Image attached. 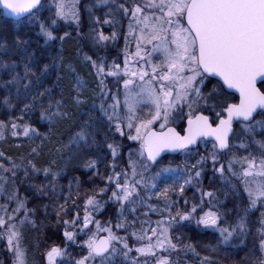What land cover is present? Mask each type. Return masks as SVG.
I'll list each match as a JSON object with an SVG mask.
<instances>
[{
    "label": "snow or ice",
    "instance_id": "6c2138e0",
    "mask_svg": "<svg viewBox=\"0 0 264 264\" xmlns=\"http://www.w3.org/2000/svg\"><path fill=\"white\" fill-rule=\"evenodd\" d=\"M98 2L107 4L108 0ZM53 5L55 12L51 13V7L44 0H0V19L12 17V23L17 29L25 30V35L27 30L38 27L37 35L44 38L46 45L56 41L63 42L71 33L65 31L63 35H58V22L75 24L79 28V0H53ZM46 9L50 15L43 17L42 13ZM117 10H122L125 16L130 14L131 21H134L135 26L132 22L128 25V35L136 39V51L133 55L137 58L138 66L129 67L127 51L123 69L115 62L106 69L104 58L97 60L87 54L84 56L100 78L98 87L102 99L99 111L106 118L109 130L114 129L121 137L126 136L128 140L138 144L134 152L129 151L128 166L132 180L129 181L127 171H113L112 175L107 176L108 182L115 185L109 199L119 203L121 217L126 220L123 209L126 204L137 203L134 198L140 196L139 188L158 189L157 181H160L165 187L155 195L165 201L163 211L168 213L167 223L158 220L155 227L149 225L145 228V222H141L139 232L133 231L131 235L137 241L147 240V243L133 249L126 238L117 236L111 227H103L99 221L94 220L89 206L92 210L103 207L95 195L86 197L82 219L79 212H76L71 219L61 221L60 212L67 215V210L64 205H60L57 223L65 226V245L68 242L76 243L79 233L87 236L82 242L87 254L74 259L71 264H95L97 258L99 264H112L110 257L118 251L115 242L122 244L119 251L124 257L135 251L139 256L147 258L143 264H149V259H154V264H173L168 255L157 254L158 251L177 249L178 245L173 242L170 234L173 225L195 221L197 227L218 232L221 242L227 244L234 235L246 234L252 210L257 209L258 205L264 208V0H144L142 4L136 3L131 7H126L124 3L117 4ZM95 22L100 23L98 17ZM103 23L111 24L113 21L105 19ZM88 37L95 45L104 46L108 41H114L117 33L113 31L110 35H105L103 30L92 28ZM125 41L127 49V37ZM13 43L14 50L19 52L21 58L19 61L10 57L0 58V70H7L11 76L6 83L16 86V98L19 99L21 89L27 94L34 84L40 86L42 77L50 73L57 61L54 60L51 64L41 63L37 60L35 51L28 50L29 40L19 34L15 36ZM10 48L7 43H0V52L5 56H8ZM62 62L61 58L59 63ZM18 64L22 65L23 74L17 71ZM68 67L75 71L71 69V65ZM104 76L123 80V101L117 94L108 95L102 78ZM75 80L77 96L74 101L79 105L83 103L79 94L87 85L78 75ZM208 84H211L210 89L207 88ZM50 92L51 89L48 88L37 91L32 96L33 103H24L21 111L30 110L39 97ZM107 99L112 102L107 103ZM2 103L8 108L15 107L11 94L5 95ZM63 107V102L58 100L55 101V110H52L50 100L48 109L41 113V119H46L51 125L56 118H69L70 113L64 111ZM184 107L188 109L186 113L183 111ZM185 117L187 127L181 134L171 125L177 118ZM6 127V123L0 120V139L3 138ZM19 127L21 125L15 122L11 124L13 136L19 134L15 131ZM22 127L26 137L41 135L28 124ZM258 134L262 137L259 140L256 139ZM209 143L211 150L207 148ZM93 144H96V132L92 124L86 121L85 126L70 135L68 144L64 147L81 150L91 148ZM200 144L205 145L206 155H200ZM252 144L259 149L260 155L249 150ZM107 148L115 160L119 155V145L107 143ZM234 148L244 149L248 155L239 156L233 151ZM166 152L183 153L186 158L195 155L199 159L191 165L186 162L184 169L172 168L170 165L163 166L162 153ZM133 155L137 159H133ZM225 155L226 162H222ZM209 160L214 175L219 174L221 180L237 196L240 192L233 179L238 180L247 195V206L236 207L234 223L223 220L224 213L213 204L217 200L216 193L202 188L197 189L201 193L199 203H192L188 207L189 202L185 199V207H175L173 213L177 201L172 200L169 192L178 191L182 195L185 186H194V182L199 184L204 166ZM96 163L95 160L89 161L85 167L94 168ZM236 165H239L238 169ZM31 166L34 172L43 171L45 176L50 175L53 181L57 176L50 168ZM153 166H157L158 170L146 177L145 174ZM115 167L113 164V169ZM12 175L15 176V172ZM121 176L124 177L123 181ZM169 180L170 184L167 183ZM37 190L43 192L44 188L41 186ZM108 190L101 188L100 193ZM9 199H15L17 206L12 215H8L5 209L7 218L0 215V238L6 239L7 249L13 254V264H29L27 249L22 243L21 227L25 223L35 226V222L29 217L30 211L34 210L27 209L25 200L19 199L15 191ZM21 210L24 211L23 218L18 223L13 222L15 214ZM131 211L135 212L136 208L132 207ZM93 223L95 231L89 229V225ZM260 224L264 226V211H261ZM116 227H124V224L118 223ZM77 228L79 231H76ZM149 231L151 235H148ZM260 231L264 235V227ZM100 232H107L108 235L101 237ZM260 245L264 250V239H261ZM183 247L196 252L192 244H184ZM66 255V246L53 245L46 250L44 258L46 264H68L63 259ZM208 260L209 257H204V261ZM131 264H141V261L135 257Z\"/></svg>",
    "mask_w": 264,
    "mask_h": 264
},
{
    "label": "rangeland",
    "instance_id": "374dc122",
    "mask_svg": "<svg viewBox=\"0 0 264 264\" xmlns=\"http://www.w3.org/2000/svg\"><path fill=\"white\" fill-rule=\"evenodd\" d=\"M143 2L144 0H115V2H113V0H108L107 4H103L99 3L98 0H79V28L77 29L75 24H66L63 21L58 22V24L62 23L65 26H73L74 34L71 36V38L69 37L70 39H68L70 43L64 41H56L55 43L57 45H46L44 43V38L42 36H38L36 33V37L38 39L33 43L35 44L34 48L38 49L39 51V55H37L36 57L37 60H39L41 63L50 64L54 60H56L57 63L53 65L50 73L45 76L44 82L41 84V86L38 87L33 95H35L37 91H44L45 88L51 89V92L47 93L44 97H39L34 102V106L30 110L24 112L21 111L18 118L13 119V121L8 124L7 127L3 130V138L0 139V153H3V155L0 156V165H3V168H0V215H5V209L7 210L8 215L14 214L13 210L17 206L16 200L9 199V196L12 195L14 191L17 193L19 199L25 200L27 209L34 210L30 211L29 217L32 221L35 222V226H33L31 223H25L21 227V232L23 233L22 243L23 246L27 249V258L29 264H46L44 253L54 244L55 240L52 239L47 242L43 238L42 231L36 233L37 231L35 230V227L38 226V222L36 220V216L38 214L36 211L37 207L36 205H33L32 208H28L29 205L27 202L30 200V198L27 197L25 193L23 194L19 192V188L22 187L23 183H27V177H31L30 184L33 187L32 190H30V187H28V189L34 192L35 196L33 197L36 198L44 197L45 195L52 198L53 195L51 196V194L53 191L51 190L55 182L62 179L67 180V175L69 174L73 176L77 172L97 173L99 170H104V173H106L107 175H112L113 171L120 172V169L118 168L119 166L115 164L117 161L126 162V166L122 171H127L129 181L132 180L131 169L128 166L129 151L133 150L134 152L135 149L138 148V144L134 141L128 140L126 136L121 137L118 133H115L114 129L109 130L106 118L99 111V105L102 99V97L100 96V88L98 87L100 78H98L96 71L92 67L91 63L85 61L84 56L85 54L89 55L87 52L90 51L94 55V57L92 58L98 60L100 58L99 56L101 55V50L104 49L107 44L114 46L115 42L119 43L120 41H122V38L125 47V37H127V47L130 48V44L134 42L136 51V39L134 36L128 35V25L130 22L134 24V21H131L130 14L128 16H125L122 10H117V4L124 3L126 7H131L136 3L142 4ZM44 3L51 7V13L55 12L53 0H44ZM49 15L50 13L47 9L42 13L43 17H47ZM97 17L100 20V23L98 24L95 22ZM105 19L112 20L113 23L104 24L103 21ZM92 28H95L98 31L103 30L105 35H110L113 31H115L117 33V38L114 41H108L104 46L95 45L94 42L88 37V33ZM32 29L34 31L36 30L37 32L39 31L38 27ZM30 31L31 30H27V34ZM8 32L11 33L8 35L12 36V40H14L17 34L21 36L25 35V30L17 28H15L14 30H9ZM121 35L123 37H121ZM1 42L2 40L0 39V43ZM64 43H67L69 45V49L64 50ZM9 52L11 59L15 55V57L18 56V61L20 60L21 57L20 55H17L18 53L15 50L10 49ZM11 54H13V56H11ZM132 57L134 58V60H137L134 55H132ZM61 58L63 62L59 63V60ZM108 64L111 65L112 62L109 60ZM69 65H71V69L75 70L74 72L69 69ZM19 66L20 65L18 64V67ZM131 68H133V66H131ZM76 75H78L80 79L87 85V87L82 89L79 94L80 100L83 101V103L79 105H77L74 101V97L77 96V91L75 88ZM110 77L111 76L102 77L104 80V84H106V81H109ZM113 78V81H111V86L115 89L113 94H117L120 100L123 101V81L122 79H118L116 77ZM205 91H207V89H205ZM50 100L53 104L52 110H55V101H62L64 106L63 110L70 113L69 118H56L54 123L51 125L46 119H41V113L48 109ZM28 101V103H33L32 98H29ZM111 102V99H107V103ZM183 111L184 113H186L188 111L187 107H184ZM36 115L39 117V120L37 122H34L36 124L35 126L33 125L34 123H32V118H35ZM259 118L260 117H257V119ZM185 119L186 117L184 119L177 118L175 123L171 126H180ZM86 121L92 124L93 129L96 132V144H93L91 148H83L81 150H76L74 147H64V145L68 144L70 135L75 131H78L80 127L85 126ZM13 122L21 125V127L15 129V131L19 133L16 136L12 135L13 129L11 128V124ZM24 124H28L31 127L36 128L39 133H41V135L33 136L32 138L24 136L22 127ZM125 131L127 132V129H125ZM122 138H124L128 143L124 147L119 145V155L114 160L111 151L107 148V143L116 144V142H118ZM261 138L262 137L259 134L256 136L257 140ZM250 139L251 138H249V141ZM236 143H238V141ZM207 148L208 150H211L210 143L207 145ZM33 149H36V151L33 152ZM57 149H59V151H57ZM123 149H125L126 153L122 156ZM198 150L200 155L207 154L204 144H200ZM249 150L254 152V154L256 155L261 154L255 144H252ZM5 151H10V154L12 155L8 156ZM233 151L236 152V154L239 156L248 155V152L244 149L234 148ZM226 158V155L222 157V162H226ZM133 159H137V157L133 155ZM197 159H199V156L194 155L186 158L184 154L181 153L180 155L176 156L175 159L163 160V166L170 165L172 168L184 169L186 162L188 165H191L194 164ZM92 160L97 161L96 166L94 168L85 167V165ZM113 164L116 165L115 169H113ZM13 165H17L18 167H13ZM31 165H35L36 168L39 169L50 168L52 172L57 173L55 180L53 181L50 175L45 176L43 171L34 172ZM236 168L238 169L239 165H236ZM5 169H8V171H5ZM157 170L158 167L153 166L150 172L146 173L145 176L147 177ZM13 172H15V176L12 175ZM26 172L27 175L25 174ZM225 174L228 175L227 172ZM5 175H8V177H6ZM206 175L208 176V178H206ZM120 179L121 181L124 180L122 179V176L120 177ZM137 179H139V177H137ZM16 180H19L21 182L19 183L20 185L18 184L14 186V182ZM211 181L212 184H210ZM182 182L183 181H180V183ZM43 183H45V186H43ZM167 183L170 184L171 180L167 181ZM233 183L236 184L237 190H239L240 192L239 196L236 195V192L229 185L225 184L221 180L219 174H213L212 164L209 160L204 166V172L200 178V183L196 184L194 182V186H185V190L191 189V191H195L198 193L195 195L196 199L190 201L187 206L190 207L192 203H199L201 193L197 189L207 187L210 184L211 191H214L216 193L217 201H219V203H217V201L214 200L213 204H216L219 211L224 213L223 220L227 221L228 223H234L236 219V210L234 209L235 207L232 204V207L224 209L226 207L225 197L229 196L230 198L237 200V205H241L244 207L247 206L248 200L246 193L243 192V188L242 185H240V182L233 179ZM39 184V187L42 186L44 190L47 191H38L37 189ZM106 184L114 185V183H109L108 180ZM157 184L158 189L149 190L144 187L139 188L140 196L134 198L137 203L134 205L126 204L123 209V217H126V220L121 217V208L119 203L117 204L118 207L115 221L117 222V224H124V227H116L119 233L124 231V233H121L118 236L126 238L129 246L133 247V249L135 247L141 246L142 243H147V240H144L143 242L137 241L135 237L131 235L133 231L139 232L141 228V222H145V228H147L149 225L155 227L156 221L158 220L167 223L168 213L163 211V209L165 208V201L162 197L157 198V195H155L157 191L163 190L165 184L161 183L160 181H157ZM107 185L104 186V188H107ZM225 193H227V195H225ZM183 194L181 195L178 191L169 192V196L172 198V200L175 201L179 200L180 197L182 198ZM95 197L101 202L103 207L99 210H92V208L89 206V211L91 212L92 217L98 215V213L104 208L106 203H109L110 200L109 197H105V193L101 194L99 192L98 194H95ZM205 200L207 201V198H205ZM85 201L86 197L81 198L76 202L75 205L72 206V208H76L78 210L81 219L83 218L85 211ZM182 204H184V202H182ZM52 205H54L55 207V222L52 226L53 232L55 234H63L65 226L62 223H57V212H59L60 210V203H58V201H55V203L48 202L43 205V208L45 210H50ZM132 207L136 208L135 212L131 211ZM175 207L176 205L173 208V213ZM183 207H185V205H182V208ZM153 209L156 210L154 211ZM205 210H207V206L205 207ZM261 211H264V208H261L258 205L257 209L252 210L248 218V222L252 220V225H256V227L254 226L256 232L251 231V233H254V235L258 236L259 244L261 239H264V235H262L260 231V229L264 227L260 224ZM75 214L76 212H73L72 215L68 216L69 218L60 216L59 219L61 221L64 219H71ZM15 216L16 219L13 222L18 223L19 220L23 218L24 211L21 210L19 213H16ZM5 218H7L6 215ZM249 225L251 224H248L247 229L248 227H250ZM89 229L95 231V224H90ZM76 231H79L78 228L76 229ZM87 231L88 230L86 229L85 232ZM170 234L172 236L173 242H175L174 225L170 230ZM101 235L107 236L108 233L100 232L99 236ZM148 235H151L150 231ZM245 235H234L233 238L227 244H225L221 242V238L218 233L221 245L239 244L242 238L245 237ZM62 238L63 244H65L64 235L62 236ZM85 239H87V236L84 233H79L76 243H67V255L63 259L67 261L68 264H71L74 259H78L81 255L87 254L86 248H83L82 245V242ZM154 241L155 237H153V242ZM115 243L118 251L110 257L112 264H131L132 259L135 257H138L141 261V264H143V261L147 259L144 256H139V254L135 251L130 253L128 257H124L122 252L119 251V249L122 248V244H120L119 242ZM214 251H216V248ZM160 252L161 251H158L157 254L160 255ZM258 252L263 257L261 264H264V250L261 249V245L260 247H258ZM71 254L74 255L73 258L71 257ZM201 259L202 261H204V258ZM205 263H207V261H204V264ZM0 264H13V254L8 251L7 241L5 238H0ZM95 264H99V259L95 261ZM149 264H154V259H149Z\"/></svg>",
    "mask_w": 264,
    "mask_h": 264
},
{
    "label": "trees",
    "instance_id": "16d2710c",
    "mask_svg": "<svg viewBox=\"0 0 264 264\" xmlns=\"http://www.w3.org/2000/svg\"><path fill=\"white\" fill-rule=\"evenodd\" d=\"M15 28L17 27L12 23L11 20L0 19V39L2 40L1 43H7L8 45H10L11 50L12 49L14 50L15 46L13 43L14 40H12V36L8 35L11 33H9L8 31L14 30ZM57 29H58L57 31L58 35H63L65 31L70 32L71 36L74 34L73 26H65L62 23H59L57 25ZM30 30L31 31L27 35L24 36L22 35V37L29 40V44L27 46L28 50L29 51L34 50L37 57V55H39V51L38 49L34 48L35 44L33 43L38 39L36 37L37 31L36 30L34 31L33 29ZM70 38H66L64 42L70 43L68 40ZM54 44L57 45L56 43ZM63 45H64V50L69 49V45L67 43H64ZM17 53H18L17 55H20L19 52ZM87 53L92 57H94V55L90 51ZM11 56H13V54H11ZM9 57H10V52L8 53V56H5L4 53L0 52V58L8 59ZM12 60L18 61V56L15 57L14 55ZM17 71L23 74L22 65H20L17 68ZM10 79L11 76L8 74L7 71L0 70V120L4 121L6 125L10 124L13 121V119L18 118L21 109L24 107V103L29 102L28 101L29 98H32L33 94L39 87L34 84L33 87H31L27 91V94H25L24 90L21 89L20 97L19 99H17L16 86L6 83V81ZM44 79L45 76L42 77V83L44 82ZM33 80H35V78H33ZM8 94H11L13 103L15 104L14 108H8L4 106L2 103L3 97ZM38 120L39 117L36 115L35 118H32V123H34L35 121L37 122ZM33 125L36 126L35 123ZM127 143L128 142H126L124 138L116 142L117 145H121L122 147L127 145ZM5 153L8 156L12 155L10 154L11 153L10 151H5ZM125 153H126L125 149H123L122 156ZM175 158L176 157H167L166 159H175ZM115 164L119 166L118 168L120 169V172H123L122 170L123 168H125L126 162L117 161ZM104 172H105L104 170H99L97 173L77 172L73 176L69 174L67 175L68 176L67 180L62 179L55 182L51 190L53 191L51 194V196L53 195L52 198L46 195L44 197H38V198L33 197L35 196L34 192L30 191L33 189V187L30 184L31 177H27L28 179L27 183H23L22 187L19 188V192L23 194L25 193V195L30 198V200L27 202L29 205L28 208H32L33 205H36L37 207L36 211L38 214L36 216V220L38 222V226L35 227V230L37 231L36 233L42 231L43 238L45 241L48 242L53 239L56 240L57 245L61 247H65L66 245L63 244V238H62L63 234L62 233L55 234L53 232L52 226L55 222L54 205L51 206L50 210H45L43 208V205H45L48 202L55 203V201H58V203H60V205H64L67 210V215H65L63 212H60L59 210L60 216L67 218L69 215H72L73 212H78V210L76 208H72V206L75 205L79 199L98 194L100 192V189L104 188V186L107 185L106 183H107L108 175ZM207 175L206 178H208ZM5 176L8 177V175ZM122 179H124L123 176ZM19 183L21 182L19 180H16L14 182V186L18 185ZM43 184H44L43 186H45V183ZM210 184H212V181L210 182ZM210 184L207 187H203L202 189L205 191H211ZM39 186L40 184L38 185V188H40ZM107 186H108L107 189L109 190L105 193V197H110L111 190L114 189L115 185L108 184ZM28 187H30V190L28 189ZM45 191L47 190H44V192ZM196 194L198 193L195 191H191V189L185 190L182 198L180 197V199L177 200L178 202L176 204V207L182 208V205H184L182 204V202H184L185 199H187L188 202L190 203V201L196 199L195 197ZM225 200H226L225 201L226 207L224 209H227L228 207H232L234 205L235 207L234 209L236 210L238 203L237 200L230 198L229 196H226ZM117 204L118 203L109 200V203H106V205L98 213V215H96L95 217L93 216V218L95 221H99L100 224H102V226L111 227L112 232L118 236L121 233H124V231L119 233L116 229L117 222L115 221L116 220L115 216L118 207ZM42 222H44L45 224ZM252 223H253L252 220L248 222V224L251 225H249L250 227H248L245 237L242 238L239 244L221 245L218 232H215L214 230L211 229L204 230L201 227H197L195 221H192L190 224L188 222H182L179 225H174L175 242L178 245L177 249L174 251L170 250L169 252L161 251L160 255H168L170 260L173 262V264H200V261L202 262L201 258L204 257H209V260L205 264H261L263 257L258 252V247H260L259 239L258 236L254 235V233H251V231L256 232L255 231L256 225H254L255 226L254 227ZM177 237H179V240H177ZM184 244H192L195 247L196 252L194 253L191 250L184 248L183 247ZM215 248L216 251L213 250ZM196 253H199V255H197ZM71 257L73 258L74 255L71 254Z\"/></svg>",
    "mask_w": 264,
    "mask_h": 264
},
{
    "label": "flooded vegetation",
    "instance_id": "af4514ba",
    "mask_svg": "<svg viewBox=\"0 0 264 264\" xmlns=\"http://www.w3.org/2000/svg\"><path fill=\"white\" fill-rule=\"evenodd\" d=\"M122 33V32H121ZM121 37H123L121 35ZM122 41H120L119 43L115 42L114 46H111L110 44H107L104 49L101 50V55L100 58H104V62L106 67L109 65L108 62L109 60L113 63H118L121 65V68L123 69L124 66V61H125V53L127 51L128 53V60H129V67L133 66V68H135V66L137 67V60H134V58L132 57L133 53H135V43L132 42L130 44V48L126 46L124 47L123 44V39L121 38ZM142 63V62H141ZM135 64V66H134ZM113 77L111 76L109 78V81H106V91L108 92V95L110 96L111 94L114 93V88H112L111 86V81H113ZM123 81V80H122ZM214 82V81H213ZM139 83V81H138ZM207 88H211V84H208ZM186 121V119L183 121V123L180 126L175 127L178 131L181 132V134L183 133V129H184V122ZM53 243V242H52ZM53 245H57L56 240L54 241ZM52 245V246H53Z\"/></svg>",
    "mask_w": 264,
    "mask_h": 264
},
{
    "label": "water",
    "instance_id": "95a60500",
    "mask_svg": "<svg viewBox=\"0 0 264 264\" xmlns=\"http://www.w3.org/2000/svg\"><path fill=\"white\" fill-rule=\"evenodd\" d=\"M7 19L8 20H12L13 18L12 17H8ZM185 127H187V120L184 122V128ZM179 154H180L179 152H166V153H162V159H164L165 157H168V156H177ZM101 237H104V235H102Z\"/></svg>",
    "mask_w": 264,
    "mask_h": 264
}]
</instances>
